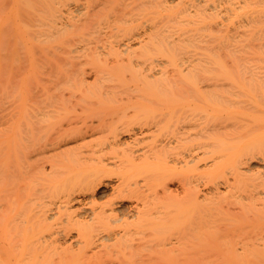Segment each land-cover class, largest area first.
<instances>
[{"label": "bare ground", "instance_id": "bare-ground-1", "mask_svg": "<svg viewBox=\"0 0 264 264\" xmlns=\"http://www.w3.org/2000/svg\"><path fill=\"white\" fill-rule=\"evenodd\" d=\"M54 1L19 0L11 13L0 0V264H264V74L236 61L245 48L262 47L255 41L264 27L249 29V38L237 31L245 40L237 32L234 39L217 37L221 24L197 0L192 7L178 0L185 9L176 4L177 14L168 0H83L84 10L77 7L84 12L74 10L81 17L71 14L69 30L57 25ZM245 13L248 23L262 19V9ZM6 24L18 38H5ZM45 25L49 32L35 31ZM222 38L244 42V50ZM219 40L230 58L217 53ZM83 62L96 83L86 82ZM129 106L134 113L126 114ZM140 113L154 117L143 121L152 142L143 153L123 149L122 158L114 149L119 127L111 122L133 114L123 121L130 128L144 120ZM106 149L113 160L119 156V174L104 158ZM130 170L145 182L134 181ZM112 173L121 179L114 198L94 201ZM133 198L137 220L119 211ZM76 203L82 208L71 211ZM72 230L76 239L65 245Z\"/></svg>", "mask_w": 264, "mask_h": 264}, {"label": "rangeland", "instance_id": "rangeland-1", "mask_svg": "<svg viewBox=\"0 0 264 264\" xmlns=\"http://www.w3.org/2000/svg\"><path fill=\"white\" fill-rule=\"evenodd\" d=\"M34 1V0H33ZM56 1V0H55ZM54 1V2H55ZM70 1V0H69ZM68 0L66 1V0H57V2H55L54 4H53V6H55L56 8H57V10H58V12H59V20L58 19H56L57 20V25H58V23H60L59 24V26L60 25H62V26H66L67 25V22L68 23H70V20H73V18H74V16L76 17L77 15H78V13L77 12H79L80 13V11H83L84 9H83V7H81V2L83 1V0H77V1H81L78 5H76L77 3H72L71 2V5H70V2H69ZM73 1H76V0H73ZM169 1V2H168ZM168 1H166V4H168V5H165V6H168V7H171L170 9V11L173 13V14H177V13H179V11H181L180 9L178 10V12H177V10H176V8L178 7L179 8V6H177L176 7V4L178 5L179 3H177L178 2V0H168ZM186 1V3L187 2H189L190 1V3L187 5V6H190V4H191V7H192V4H193V6H194V3H193V1L192 0H185ZM191 1H192V3H191ZM196 1V0H195ZM85 2V1H84ZM84 2H82L83 4H84ZM179 2H181V1H179ZM184 2V0L181 2V3H183ZM180 3V4H181ZM198 3H200L199 5H200V8L199 9H202V10H200L201 12H204V10L206 11V15L208 14V15H210V16H208V18H210L211 19V21H212V23H214V21H216L217 23H219V24H221V28H218L219 29V31L222 29V31H220V32H214V36L216 35L217 37L218 36H220L221 34H223L224 35V33L225 34H227L228 35V37H234V35H235V32H237V31H241V33L243 32V33H245V35H246V32L250 29L251 30V33L254 31V30H256V25H262L263 27H264V0H197V4ZM19 4V0H6V4H5V8L9 11L11 8H13V7H15L16 5H18ZM66 4H69V5H66ZM83 4H82V6H83ZM179 4V5H180ZM184 4H185V2H184ZM182 6H184L183 4H181ZM21 6H23L22 4L20 5V7ZM51 6H52V4H51ZM77 6H79V7H81L83 10H80L81 8H79V7H77ZM185 6H186V4H185ZM185 6H184V8H182L183 10L185 9ZM186 6V7H187ZM19 7V6H18ZM75 7H77L76 9H75ZM190 7V8H191ZM248 7V8H247ZM38 8H39V5H38ZM180 8H181V6H180ZM189 8V11H193L194 10V8H192V9H190ZM195 8H198V6L196 7V5H195ZM236 8V9H235ZM15 9V8H14ZM19 9H22V7L21 8H19ZM161 9V8H160ZM160 9L158 10V12L160 11ZM165 9V8H164ZM199 9H195L196 10V12H198L199 14H200V11H198ZM235 9V10H234ZM254 9H262V19H261V21L258 23V24H254V23H248V19H247V16H246V13L245 12H252ZM23 10H25V9H23ZM22 10V12H21V14L22 13H25V12H27L26 10H25V12ZM74 10H79V11H74ZM139 10V12H140V9H138ZM138 10H136V11H138ZM166 10H168V9H166ZM165 10V11H166ZM176 10V12L174 13L173 11H175ZM182 10V11H183ZM194 10V11H195ZM6 12V13H8L9 14V12ZM12 11H14L13 9H12ZM12 11L10 10V12L12 13ZM36 11H38V10H36ZM192 12L193 14H194V16L196 15V13L195 12ZM40 12V11H39ZM39 12H37V13H39ZM74 12H76V13H74ZM84 12V11H83ZM141 12H143V11H141ZM140 12V13H141ZM162 15L161 16H163L164 14H165V12L163 11V8H162ZM164 12V13H163ZM167 12V11H166ZM169 12V11H168ZM170 12V13H171ZM43 12H41L40 14H42ZM75 14L74 16H72L71 14ZM106 13H109L108 11L106 12ZM136 13V12H135ZM139 13V14H140ZM145 13H146V11H145ZM148 13V12H147ZM192 13H190V14H192ZM205 13V12H204ZM39 14V15H40ZM44 14V13H43ZM138 14V13H137ZM149 14V13H148ZM151 14V13H150ZM149 14V15H150ZM154 14V13H153ZM193 14H192V16H193ZM199 14L196 16L197 18L199 17ZM7 15V14H6ZM24 16V21H26V13L25 14H23ZM71 15V16H70ZM82 15H83V13H82ZM141 16H142V14H140ZM147 15V14H146ZM147 15V16H145V18H143L145 21H146V26H148V24H149V22H152V20L150 21V19H148V18H152V16L150 15ZM158 15V14H157ZM165 15H167V14H165ZM169 15H171V14H169ZM205 15V14H204ZM205 15V16H206ZM8 16H10V15H8ZM43 16V15H42ZM62 16V17H61ZM78 16H80L81 17V15L79 14ZM77 16V18L79 19V17ZM159 16V15H158ZM158 16H153V18L154 17H158ZM161 16H159V20H160V17ZM191 16V15H190ZM190 16H189V18H190ZM191 16V17H192ZM193 16V17H194ZM202 16V15H201ZM21 15H20V19H19V23H20V20H21ZM72 17V18H71ZM136 18H138L139 17V15H136L135 16ZM146 17H147V19L148 20H146ZM192 17V18H193ZM202 17H204V16H202ZM213 19H212V18ZM140 18V17H139ZM195 18V17H194ZM197 18H195V19H197ZM200 18V17H199ZM206 18H207V16H206ZM205 18V19H206ZM48 19V18H47ZM47 19H45V21L47 20ZM78 19H76V20H78ZM142 19V20H143ZM158 18H156V20H157ZM209 19V20H210ZM31 20V19H30ZM143 20V21H144ZM154 20H155V18H154ZM166 20V19H165ZM198 20V19H197ZM202 20V19H201ZM207 20V19H206ZM209 20L208 21H206V22H209ZM18 21V20H17ZM48 21V20H47ZM46 21V22H47ZM141 20H138V21H136L137 22V25H136V23L134 24V23H132V24H134V26L136 25V26H139L138 25V22H140ZM147 21H148V23H147ZM9 23H10V21H8ZM27 22H29V21H27ZM31 22H32V20H31ZM38 22V26H39V21H37ZM37 22H36V24H37ZM66 24H65V23ZM72 22V21H71ZM75 22V20L73 21V23ZM202 22H203V20H202ZM25 24H26V26H27V23L26 22H24ZM30 23V22H29ZM73 23H70V25L71 24H73ZM131 23V22H130ZM143 23H145V22H143ZM210 23V22H209ZM34 27H35V22L34 23H31ZM31 24H28V26L30 25V27H31ZM64 24V25H63ZM132 24H130V25H127V26H131L132 27ZM204 24V26H207L208 28H210V26H209V24L208 23H203ZM203 24L201 25V26H203ZM208 24V25H207ZM7 25L9 26V24H6V26L5 27H7ZM24 25V24H23ZM41 25V24H40ZM43 25V24H42ZM47 25H48V23H47ZM143 24H141V26H142ZM145 25V24H144ZM224 27H223V26ZM32 26V27H33ZM50 27H51V25H49ZM68 26V25H67ZM140 26V30H142V28H143V26L141 27ZM190 26V25H189ZM189 26H188V28H189ZM191 26H193L194 27V24H191ZM191 26H190V28H191ZM197 26V25H196ZM29 27V28H30ZM45 27H46V25H45ZM53 27V26H52ZM61 27V26H60ZM63 27V28H64ZM69 27L70 26H68V29H69ZM145 27V26H144ZM62 28V29H63ZM66 28V27H65ZM204 28V30L207 32L209 29L208 28H206L205 29V27H203ZM31 29V28H30ZM44 29H47V31L50 29V28H44V26H43V28L42 29H36L35 28V31L37 30H44ZM227 29V30H226ZM12 29H10V26H9V30H8V28H5V38H14V37H16V38H18L17 36H14V35H10V31H11ZM32 30V29H31ZM65 30V29H64ZM70 30V29H69ZM213 29H211V31H209V33H211V35H213V31H216V30H213ZM230 30V31H229ZM244 30H246V31H244ZM33 31V30H32ZM34 31V32H35ZM36 31V32H37ZM46 31V30H45ZM78 31V30H77ZM80 31V30H79ZM205 31H203V32H205ZM229 31V32H228ZM49 32V31H48ZM71 32H72V30H71ZM76 32V31H75ZM75 32H73L72 34H74ZM82 31H80V32H78L79 33V35H80V33H81ZM198 32H201V29L198 31ZM224 32V33H223ZM239 32H237L238 33V35H237V33H236V38H238V36L241 34H239ZM11 33H12V31H11ZM33 33V32H32ZM43 33H46V32H43ZM77 33V32H76ZM75 33V34H76ZM83 33V32H82ZM84 33H86V32H84ZM84 33H83V35H84ZM242 33V34H243ZM247 33H249V32H247ZM35 34V33H34ZM36 34H38V33H36ZM205 34H207V33H205ZM205 34H204V38H208L209 39V37H208V34L205 36ZM79 35L77 34V36H78V38H81V37H79ZM82 35V34H81ZM80 35V36H81ZM87 37H88V35H87V33L85 34ZM203 35V34H202ZM210 35V34H209ZM223 35H221V36H223ZM226 35V36H227ZM245 35H241V36H243L244 37V39L242 38V37H240L239 36V38H240V40H241V38H242V40H245L249 35L247 34L246 36ZM27 36V35H26ZM25 35H24V37H26ZM30 36H32V35H30ZM38 36H39V34H38ZM38 36H36V37H38ZM43 36V35H42ZM73 36V35H72ZM85 36V37H86ZM91 36V35H90ZM92 36H94V35H92ZM214 36H211V37H213L212 39H213V41H214ZM28 37V36H27ZM47 37V36H46ZM74 37H76L75 35L72 37V38H74ZM85 37H83V38H85ZM87 37H86V39H87ZM96 37V36H95ZM95 37H93V38H95ZM198 37V36H197ZM202 37V38H203ZM210 37V38H211ZM232 37V38H233ZM250 37V36H249ZM248 37V38H249ZM30 38H33V37H30ZM35 38V37H34ZM38 38H41V36L40 37H38ZM44 38V37H43ZM77 38V37H76ZM88 38H90V37H88ZM196 38V37H195ZM199 38V37H198ZM206 38V39H207ZM230 38H227L228 40L226 41V38H225V40L223 39V41H225V43L227 44V42H228V44L229 43H231V42H229L230 40ZM259 38H262L261 39V41L259 40V41H255V44H259V42L260 43H262V47L260 48V49H258V47L257 46H255V47H253V48H245L244 46H243V48H245V51L243 52V53H241V51L239 52L240 54H242V55H240V57L242 56V59L238 56V59H236V61L237 62H241L242 61V63L241 64H243L244 63V67L242 66V68H244V70H246V67H250L251 66V68H253V69H259L260 71H262L263 72V74H264V32L262 33L261 32V36L259 37ZM207 39V40H208ZM216 40H218V38H215ZM221 39V38H220ZM234 39V38H233ZM238 40V39H237ZM165 41V40H164ZM209 41H211V39L209 40ZM220 42H216V45H217V43H218V45L221 43L222 44V41L221 40H219ZM231 41H232V39H231ZM234 41V40H233ZM233 41H232V43H233ZM239 41V40H238ZM237 41V42H238ZM199 42V44L201 43L200 41H198ZM212 42V41H211ZM240 42V41H239ZM84 41L83 42H81V44H80V46L82 47V46H84ZM214 43V42H213ZM224 43V42H223ZM231 43V44H232ZM234 43H236L235 41H234ZM242 43V42H241ZM240 43V44H241ZM244 43V42H243ZM242 43V44H243ZM193 44V43H192ZM205 44V43H204ZM203 44V45H204ZM208 44V43H207ZM215 44V43H214ZM220 44V46H221V49H220V47H218L217 48V53L219 54V52L221 53V54H219L220 56H222V57H229V56H226L225 54H227L228 52V50H225L227 53H225L224 54V49L226 48L227 49V45H225V44H222V45H224V46H222ZM230 44V45H231ZM237 44V43H236ZM236 44H234L235 45V47H237L238 46V44L236 45ZM239 44V46L237 47L238 48V50H239V47L240 46H242V44L240 45ZM194 45V44H193ZM193 45H190V46H192L193 47ZM196 45H198L197 43H196ZM202 45V44H201ZM233 45V46H234ZM136 46H138L137 44H136ZM232 46V45H231ZM230 46V47H231ZM190 49V47H188L187 46V48H186V50L187 49ZM222 48H224L223 49V51H222ZM232 48V47H231ZM241 48V47H240ZM185 49V48H184ZM219 49H220V51H219ZM233 50H234V47L232 48ZM185 50V51H186ZM237 49H235V51H236V53H237V55L239 54L237 51H238ZM241 50L243 51L244 49H242L241 48ZM184 51V50H183ZM191 53L190 54H193L192 52H194L195 50H194V48L192 49L191 48ZM235 51H233V52H235ZM254 51V56H252L251 54H249V52H253ZM181 52V51H180ZM187 52H189L188 50L186 51V53ZM232 52V50L229 52V53H231ZM185 53V54H186ZM223 53V54H222ZM181 55L183 54V53H180ZM179 54V55H180ZM189 54V53H188ZM178 55V56H179ZM180 55V57H184V56H181ZM184 55V54H183ZM237 55L236 56H234L233 58H235V57H237ZM190 57L192 56V55H189ZM221 57V58H222ZM224 57V58H225ZM248 57H250L251 59H249ZM224 58H223V60H224ZM230 58V57H229ZM228 58V63H229V66H230V68L231 69H233V71H234V73L235 72H237V71H239V70H241V67H240V69L239 68H237V67H235L234 66V64H235V62L234 61H232L231 59H229ZM227 59V58H226ZM225 59V60H226ZM222 60V59H221ZM9 61H11V60H9ZM244 61V62H243ZM231 62H233V63H231ZM84 62L82 63V66L84 67ZM233 64V65H232ZM232 65V66H231ZM92 66V65H91ZM171 67V66H170ZM85 68V67H84ZM90 69V67H89V65L88 66H86V68H85V71H87V69ZM237 69V70H236ZM248 69V68H247ZM91 71L92 72H88L90 75H88V73L86 74V75H88L87 77H86V82L88 83V81H89V83L90 82H93L94 80V82L96 83V79L94 78L93 79V77H95L94 76V73H93V70H92V68H91ZM242 71H243V69H242ZM91 73H92V75H91ZM237 73H241L240 71L239 72H237ZM85 75V76H86ZM239 74H235V76H236V78H237V76H238ZM84 76V77H85ZM86 83V84H87ZM88 83V84H89ZM118 89H119V94H120V91H121V96H123L124 95V93L122 92L123 91V86H118ZM117 89V90H118ZM126 96V95H125ZM120 97V96H119ZM119 97L117 96V98L119 99ZM124 97V96H123ZM117 99V100H118ZM121 100V99H120ZM115 104H117L118 105V102H116ZM114 105V104H113ZM116 105V106H117ZM115 106V105H114ZM120 106V105H119ZM127 106V105H126ZM122 107L124 108L125 106L124 105H122ZM130 107V106H129ZM153 106H151V108H152ZM131 108V107H130ZM126 109H128L127 110V112H126V114L128 113V112H133L132 111V109L133 108H131V110L129 109V108H126ZM149 109V108H148ZM148 109H147V111H148ZM154 109V108H153ZM247 110V109H246ZM146 110L144 109V112H145ZM2 112H4V111H2V107H1V105H0V113L2 114ZM142 112V111H141ZM150 112V111H149ZM134 113V112H133ZM146 113V112H145ZM145 113L143 114V113H140L141 115L143 114L144 115V120H142V122H141V119H143V116L142 117H140L141 119H140V121H139V118L137 119V120H134V121H132V122H130V123H132V127H130L129 128V126L127 125V127H125L124 126V124H123V121H125L126 119L125 118H128L131 114H129V116L127 117H125L124 119H122L123 117H124V115H126V114H124L123 115V113L121 112V114H119V111H118V114L119 115H121V116H123L122 118H121V116H119V118L120 119H118L119 121H117V119L115 118V122L113 121V122H111L113 125H111V127H115L116 125H118V127H119V130H118V132H119V135H118V140H119V144H118V146L116 147V148H114L115 150L117 149L118 150V152H116L117 154L119 153L121 156H122V158H124L125 156H124V153H126V152H128L129 151V149H128V147L130 148V150H136V151H143V152H146V150L145 149H147V151H148V146L151 144V142H152V137H148V122H146V123H143V121L145 122V120L146 121H148V118H149V116L148 115H145ZM149 114V113H148ZM150 114H153V113H150ZM155 114V113H154ZM133 115V114H132ZM131 115V116H132ZM155 116V115H154ZM247 116V115H246ZM134 117H137V116H133V117H131V118H133L134 119ZM151 118L153 117V116H150ZM131 118H128V119H131ZM151 118H149V119H151ZM154 118V117H153ZM127 119V120H128ZM121 120V121H120ZM126 120V121H127ZM97 122L98 121H94L93 123H95L94 125L96 126V125H98L97 124ZM136 122V123H135ZM109 123V122H108ZM126 125V124H125ZM135 126H136V128H138V129H135ZM139 127H140V129L141 128H144L145 130H143V129H141V130H139ZM129 130H128V129ZM134 129V130H133ZM147 129V130H146ZM110 132H112V130H110V127H109V130H106L104 133H99V134H97V133H95V138H94V136H93V138H94V140L95 139H100V138H102V137H104V136H106L108 133H110ZM136 132H138L139 134H137ZM143 132H145V133H147L144 137H140V136H138V135H141ZM137 135H136V134ZM144 134V133H143ZM141 136H143V135H141ZM140 138V141H139V139L138 138ZM92 138V139H93ZM138 140V141H135V140ZM73 142V141H72ZM72 142H71V144L70 145H72ZM73 145H75V144H73ZM73 145H72V147H73ZM71 147V146H70ZM128 149V151L127 150H125V151H123V149ZM132 148V149H131ZM113 151V150H112ZM111 151V149L109 150V149H106V151L104 150V152L102 153V154H104L105 156H104V158L106 157V156H108L109 157V160H108V162H109V165H111V166H109L110 168H114V172L116 171L117 173H118V170H117V166H115L114 165V163H120L119 162V159H117V156L119 155H116L115 156V154H114V160H115V158L118 160V161H114L113 159H112V152ZM114 152V151H113ZM140 152V153H141ZM142 152V153H143ZM108 157H106L105 159H106V161H107V159H108ZM119 157V156H118ZM121 158V157H120ZM121 161V160H120ZM108 162H106V163H108ZM111 163V164H110ZM49 163L48 164H46V167L47 168H49ZM121 166V165H120ZM252 166L253 167H259V164H257L256 162H254V163H252ZM121 167H123V165L121 166ZM141 167V166H140ZM146 167V166H145ZM142 168H144L143 166H142ZM133 169H135V168H133ZM132 169V170H133ZM137 169V168H136ZM124 170V169H123ZM147 170V169H146ZM146 170H144L143 172H146ZM141 171V170H140ZM117 173H112V175L110 176L111 178L110 179H107V180H105V183L107 184H105V185H101L100 187H98V189L96 190V192H95V194H94V201H96V202H99L100 204L101 203H103L104 201L106 202L108 199V197H109V199H111V198H114V195H113V193H112V187H116V186H118L121 182H120V178L118 179V177H119V175H117ZM134 173H136V171L134 172V171H129L128 172V174L133 178V176L134 177H137V175L136 174H134ZM139 172L137 171V174H138ZM119 174V173H118ZM146 175H148V173H145ZM144 174V175H145ZM129 175H128V177H129ZM144 175H142V176H144ZM146 175L144 176V178L146 177ZM139 176V175H138ZM131 177H129L130 178V182H133V180H134V178H133V180L131 179ZM128 178V179H129ZM148 178V177H147ZM137 180H134V181H138V182H140V181H142V180H144L143 178H141V174H140V180L138 179V177L136 178ZM142 179V180H141ZM146 179V178H145ZM118 180H119V182H118ZM132 180V181H131ZM142 182H145V180L144 181H142ZM141 182V183H142ZM117 183H119V184H117ZM117 184V185H116ZM144 184V183H143ZM116 185V186H115ZM176 187V185H173L172 186V188L173 189H175V187ZM121 188H124V185H122L121 186ZM111 193H112V195H111ZM110 195H111V197H110ZM134 199V198H133ZM130 201V202H129ZM133 200L132 199H129L128 200V202H127V200H126V202L124 201V202H122V209H121V207H118L119 209H121V210H119V209H117V210H119V211H125V210H127V211H125V212H129V217L130 218H133V217H135V213H137V211H135V210H138L137 208H135V209H133L132 208V205H133V207H134V205H136V200L134 199V202H132ZM136 202V203H135ZM125 205V206H124ZM131 205V206H130ZM73 206V207H72ZM71 207H72V210L71 211H73L74 209H76V210H80L81 208H82V205H79L78 203H76V204H74V205H72ZM81 207V208H80ZM124 207V208H123ZM125 208H127V209H125ZM139 208V207H138ZM133 209V210H132ZM135 215H134V214ZM130 214H133L132 216L133 217H131L130 216ZM129 218V219H130ZM135 219H136V217H135ZM134 219V220H135ZM54 219H51L50 221H53ZM133 220V219H132ZM132 220H129V221H132ZM133 220V221H134ZM137 220V219H136ZM135 220V221H136ZM134 223V222H133ZM147 233V232H146ZM75 235H76V231L75 230H72L69 234H68V236L67 237H65V238H63L62 239V242L65 244V245H67V244H69V243H73L74 241V239H76V238H74L75 237ZM146 237L148 238V234L146 235ZM73 239V240H72ZM72 240V241H71ZM148 240V239H147ZM145 253H146V256H148V251L147 250H145ZM144 253V254H145ZM115 264H118V263H115ZM159 264V263H158Z\"/></svg>", "mask_w": 264, "mask_h": 264}]
</instances>
